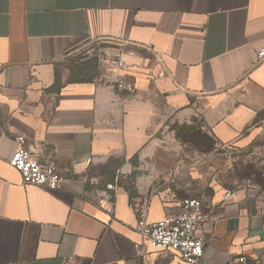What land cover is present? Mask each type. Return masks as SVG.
<instances>
[{"label": "crops", "instance_id": "1", "mask_svg": "<svg viewBox=\"0 0 264 264\" xmlns=\"http://www.w3.org/2000/svg\"><path fill=\"white\" fill-rule=\"evenodd\" d=\"M263 47L264 0H0V264H188L134 230L142 209L149 222L179 213L173 193L87 181L94 168L122 176L131 163L157 164L163 115L251 150L239 182L201 201L199 264L260 260ZM95 50L130 66L134 94L102 77H60L65 60ZM19 136L54 161L58 189L24 185L8 165Z\"/></svg>", "mask_w": 264, "mask_h": 264}, {"label": "rangeland", "instance_id": "2", "mask_svg": "<svg viewBox=\"0 0 264 264\" xmlns=\"http://www.w3.org/2000/svg\"><path fill=\"white\" fill-rule=\"evenodd\" d=\"M103 56L98 50L77 53L60 65L59 75L64 81L73 76L108 80L110 73L105 68ZM86 57L90 59L82 61ZM153 133L160 141L157 164L131 163L130 172L122 176L110 173L108 165L94 168L88 173L87 181L96 188H106L110 183L108 188L121 185L129 189L146 186L161 192L167 189L178 200L194 197L203 201L217 191L234 187L251 165L250 149L239 151L217 142L198 119L184 122L163 115L159 129H154ZM255 264H264V255Z\"/></svg>", "mask_w": 264, "mask_h": 264}, {"label": "built area", "instance_id": "3", "mask_svg": "<svg viewBox=\"0 0 264 264\" xmlns=\"http://www.w3.org/2000/svg\"><path fill=\"white\" fill-rule=\"evenodd\" d=\"M257 57L259 61L264 59V47L257 52ZM102 59L110 72L107 78L112 87L119 92L134 94L135 84L127 77L130 66L118 55L104 54ZM16 140L17 147L8 165L18 172L22 183L49 191L58 189L63 180L56 171L54 161L42 160L25 145L23 136ZM262 163L264 164V155ZM229 196L226 194V197ZM180 208L179 213L166 215L155 222H149L145 209H142L137 214L134 230L147 242L150 249L178 255L188 264H199L205 248L202 236L206 223L203 203L197 198L188 197L181 200ZM227 264H247V259L245 255H238Z\"/></svg>", "mask_w": 264, "mask_h": 264}]
</instances>
